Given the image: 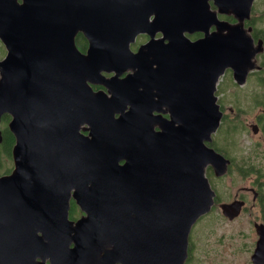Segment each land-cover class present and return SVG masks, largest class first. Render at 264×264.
Masks as SVG:
<instances>
[{
	"label": "water",
	"instance_id": "water-1",
	"mask_svg": "<svg viewBox=\"0 0 264 264\" xmlns=\"http://www.w3.org/2000/svg\"><path fill=\"white\" fill-rule=\"evenodd\" d=\"M206 1L0 0V122L11 116L15 138L0 264H183L214 202L206 166L227 167L206 144L222 117L217 83L247 58L236 27L187 34L222 25L218 12L249 17L253 0Z\"/></svg>",
	"mask_w": 264,
	"mask_h": 264
},
{
	"label": "flooded vegetation",
	"instance_id": "flooded-vegetation-1",
	"mask_svg": "<svg viewBox=\"0 0 264 264\" xmlns=\"http://www.w3.org/2000/svg\"><path fill=\"white\" fill-rule=\"evenodd\" d=\"M205 7L219 10L215 0L206 1ZM217 16L222 25L206 23L205 31L194 30L187 34L189 38L198 41L206 34L227 33L223 26L236 27L243 35V43L235 46L244 47L247 58L239 67H226L217 83L222 117L206 144L224 157L227 167L218 173L221 163L206 166V176L215 192L214 202L192 225L183 264H264V0L252 1L247 18L240 20L233 13L220 12ZM76 44L82 52L87 51L88 40L82 32L77 33ZM236 69L240 74L246 71L240 76L242 81L235 76ZM10 119L9 114L1 117L0 145L5 131L11 132ZM13 144L9 154L5 151L0 154V174L13 168ZM6 158L12 167L2 165ZM229 178L233 183L223 196L219 183ZM223 204L232 207L225 209ZM83 214L71 199L70 218L76 220ZM46 264H50L49 260Z\"/></svg>",
	"mask_w": 264,
	"mask_h": 264
},
{
	"label": "rangeland",
	"instance_id": "rangeland-1",
	"mask_svg": "<svg viewBox=\"0 0 264 264\" xmlns=\"http://www.w3.org/2000/svg\"><path fill=\"white\" fill-rule=\"evenodd\" d=\"M160 35V34H159ZM148 36L146 35V34H144V33H140L138 36H137V38H136V40L132 43V45H131V47H132V49L133 50H136L137 49V47L140 45V44H142L143 42H145V40H146V38H147ZM6 54V49H5V46H4V44L1 42V40H0V60L4 57V55ZM108 74H110V75H108ZM105 75H107V76H111L112 75V73H105ZM95 89H98V88H96V86L94 87ZM2 165L5 167V168H7V167H12V162L11 161H9V160H7V158L6 159H4L3 161H2ZM225 181L224 182H220L219 183V186H220V188H221V191H222V194H223V196H225V191L228 189V187L233 183L232 181H231V178H229V179H224Z\"/></svg>",
	"mask_w": 264,
	"mask_h": 264
},
{
	"label": "trees",
	"instance_id": "trees-1",
	"mask_svg": "<svg viewBox=\"0 0 264 264\" xmlns=\"http://www.w3.org/2000/svg\"><path fill=\"white\" fill-rule=\"evenodd\" d=\"M14 141L15 138L13 137V134L9 130H6L4 134L3 143L2 145H0V154L4 151L6 152V154H9Z\"/></svg>",
	"mask_w": 264,
	"mask_h": 264
}]
</instances>
